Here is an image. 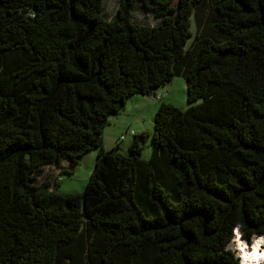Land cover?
<instances>
[{"label":"trees","instance_id":"trees-1","mask_svg":"<svg viewBox=\"0 0 264 264\" xmlns=\"http://www.w3.org/2000/svg\"><path fill=\"white\" fill-rule=\"evenodd\" d=\"M175 76L187 106L159 105L150 157L144 133L105 150ZM92 150L84 192L37 181ZM236 231L264 237V0H0V264H241Z\"/></svg>","mask_w":264,"mask_h":264},{"label":"rangeland","instance_id":"rangeland-1","mask_svg":"<svg viewBox=\"0 0 264 264\" xmlns=\"http://www.w3.org/2000/svg\"><path fill=\"white\" fill-rule=\"evenodd\" d=\"M119 2L120 0H105V14L109 18L116 13ZM177 2L178 0H171L172 5H176ZM132 19L138 23L151 25L159 22V19L155 18L151 11L144 9L140 2L133 9ZM161 96H164V98L162 99ZM162 102H170L181 108L187 106L186 84L183 77H173L171 83L156 90V95L131 96L126 101L124 110L116 116H110L109 124L104 128L103 146L105 150L118 148L119 153L126 154L128 147L133 141L132 133H144L147 138L142 145L141 157L148 159L152 151L153 118ZM122 135L123 137H121ZM96 154L97 150H92L81 157L79 163L74 166L70 174H60L61 168L47 165L37 181L49 180L51 182V188L57 185L56 190L62 193H82L93 170ZM62 166L66 167L68 164L63 162ZM236 237L235 234L234 239L230 243V247L235 250L239 244L237 241L238 238ZM262 240L264 238L261 236L253 237L251 242L246 243V247L249 248L255 241L259 242Z\"/></svg>","mask_w":264,"mask_h":264},{"label":"clouds","instance_id":"clouds-1","mask_svg":"<svg viewBox=\"0 0 264 264\" xmlns=\"http://www.w3.org/2000/svg\"><path fill=\"white\" fill-rule=\"evenodd\" d=\"M236 238L239 242L236 247L237 255L241 264H262L264 262V240L254 242L247 248L246 241L239 236V232L236 231ZM264 238V237H263ZM245 248V250H244Z\"/></svg>","mask_w":264,"mask_h":264},{"label":"crops","instance_id":"crops-1","mask_svg":"<svg viewBox=\"0 0 264 264\" xmlns=\"http://www.w3.org/2000/svg\"><path fill=\"white\" fill-rule=\"evenodd\" d=\"M167 95V94H166ZM162 97V99L164 98V96H161ZM158 98H160V97H158ZM135 133V132H134ZM54 188V187H53Z\"/></svg>","mask_w":264,"mask_h":264},{"label":"built area","instance_id":"built-area-1","mask_svg":"<svg viewBox=\"0 0 264 264\" xmlns=\"http://www.w3.org/2000/svg\"><path fill=\"white\" fill-rule=\"evenodd\" d=\"M132 134H134V132ZM121 137H123V135Z\"/></svg>","mask_w":264,"mask_h":264}]
</instances>
